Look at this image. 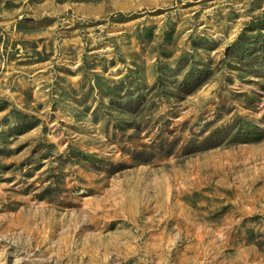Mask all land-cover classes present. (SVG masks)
Returning a JSON list of instances; mask_svg holds the SVG:
<instances>
[{"label": "rangeland", "instance_id": "374dc122", "mask_svg": "<svg viewBox=\"0 0 264 264\" xmlns=\"http://www.w3.org/2000/svg\"><path fill=\"white\" fill-rule=\"evenodd\" d=\"M0 264H264V0H0Z\"/></svg>", "mask_w": 264, "mask_h": 264}]
</instances>
